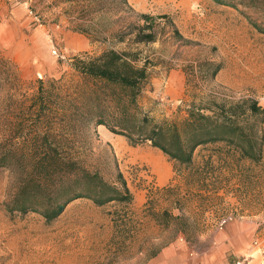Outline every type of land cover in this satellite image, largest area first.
Listing matches in <instances>:
<instances>
[{
    "label": "rangeland",
    "instance_id": "obj_1",
    "mask_svg": "<svg viewBox=\"0 0 264 264\" xmlns=\"http://www.w3.org/2000/svg\"><path fill=\"white\" fill-rule=\"evenodd\" d=\"M232 1L0 0V264H264V119L257 159L217 141L179 164L97 124L104 94L72 66L137 51L149 73L137 103L155 121L246 98L264 109V0ZM147 22L155 40L134 43ZM46 127L62 144L76 127L84 157L109 181L121 172L132 201L80 197L47 219L61 198L29 151Z\"/></svg>",
    "mask_w": 264,
    "mask_h": 264
},
{
    "label": "trees",
    "instance_id": "obj_2",
    "mask_svg": "<svg viewBox=\"0 0 264 264\" xmlns=\"http://www.w3.org/2000/svg\"><path fill=\"white\" fill-rule=\"evenodd\" d=\"M214 1L236 5L232 0ZM141 16L145 20L149 18L145 14ZM152 24L147 22L131 28L128 33L133 35L132 41L155 40ZM138 56L134 50L110 48L97 56L73 58L72 66L79 76L91 81L95 87L97 85L104 94L103 102L107 105L102 109L97 107L99 111L92 116L97 118V124L124 135L132 145L149 141L179 164H190L197 146L217 141L235 144L244 157L258 158L256 143L261 141L262 134L257 124L259 119H264V109L255 99L214 103V106H205V110L192 104L182 119L155 121L146 113L140 114L137 103L149 76L146 62L138 64ZM76 94L67 100L68 107L76 109L73 112L78 111L77 103L81 98L78 92ZM73 112L66 114L69 123L78 118ZM56 129L46 127L43 132L38 129L29 149L32 169L39 176V182H50L61 198L54 211L44 214L47 219L59 214L67 202L80 197L91 199L97 205L110 201L128 204L132 201V193L121 172L117 171L115 180L109 181L84 157V147L75 136L78 133L76 127H68L70 141L67 144L61 143Z\"/></svg>",
    "mask_w": 264,
    "mask_h": 264
},
{
    "label": "crops",
    "instance_id": "obj_3",
    "mask_svg": "<svg viewBox=\"0 0 264 264\" xmlns=\"http://www.w3.org/2000/svg\"><path fill=\"white\" fill-rule=\"evenodd\" d=\"M154 148H155L154 150H156V151H152V152H154L156 154H158L159 152H161V150H159L158 148H156V147H154ZM159 181H160V184H164L165 182L168 181V178L162 176V177H160Z\"/></svg>",
    "mask_w": 264,
    "mask_h": 264
},
{
    "label": "built area",
    "instance_id": "obj_4",
    "mask_svg": "<svg viewBox=\"0 0 264 264\" xmlns=\"http://www.w3.org/2000/svg\"><path fill=\"white\" fill-rule=\"evenodd\" d=\"M227 221V218H221L220 221H219V225H223L224 223H226Z\"/></svg>",
    "mask_w": 264,
    "mask_h": 264
}]
</instances>
